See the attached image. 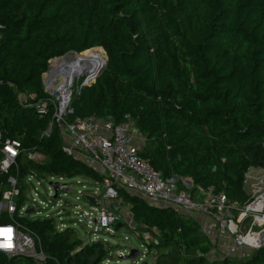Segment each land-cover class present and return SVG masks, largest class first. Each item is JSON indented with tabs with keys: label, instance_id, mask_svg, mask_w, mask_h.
<instances>
[{
	"label": "trees",
	"instance_id": "1",
	"mask_svg": "<svg viewBox=\"0 0 264 264\" xmlns=\"http://www.w3.org/2000/svg\"><path fill=\"white\" fill-rule=\"evenodd\" d=\"M0 26V128L4 139L23 144V173L104 181L64 153L57 126L42 137L53 108L40 119L32 106L48 98L43 76L51 60L82 53L105 59L103 51L105 69L74 96L67 120L131 119L152 144L141 156L165 179L188 178L233 205L248 203L246 176L264 170V0H0ZM31 151L46 162L28 160ZM118 200L154 238L147 245L154 264H210L214 244L194 219L125 189ZM26 225L40 236L45 264H105L109 256L101 243L84 245L71 227ZM26 262L34 264L0 253V264ZM211 264H264V247L245 260Z\"/></svg>",
	"mask_w": 264,
	"mask_h": 264
},
{
	"label": "built area",
	"instance_id": "2",
	"mask_svg": "<svg viewBox=\"0 0 264 264\" xmlns=\"http://www.w3.org/2000/svg\"><path fill=\"white\" fill-rule=\"evenodd\" d=\"M2 30L3 27L0 26V37ZM62 59L64 58L51 60L48 74L43 77L44 90L48 98L37 101L32 106L40 119L48 117L53 108L52 121L48 130L43 133V138L49 137L57 126L64 143V153L89 165L105 177L102 183L92 180L95 182V195L82 194L88 189L85 186L78 191L81 196H77V200L82 197L88 202L87 198L92 197L98 199L100 203V207L96 208L88 202L91 205L90 209L84 211L81 206H76L75 214L79 215L80 222L85 219L90 229L89 234L96 237L84 245L101 243L105 246L106 239L102 242L98 240L97 235H114L118 227L135 225L131 213L125 216L121 211L116 212L110 207L111 202L118 201V191L125 189L150 205L172 208L189 217L210 218L227 241L229 258L239 256L243 249L253 252L264 247V170H259V173L263 174L260 186L254 188L248 203L241 207L231 204L224 194L212 188L198 187L196 194V190L193 189L195 186L188 178L174 176L165 179L141 156L142 146L136 142L134 134L136 129L131 119L120 124H116L112 117L77 118L72 122L67 120L74 113L71 106L74 96H80L83 89L92 85L95 80L94 75L89 74L79 84L75 82V77L68 82L67 69L53 68L54 63ZM22 153L23 144L14 139H4L0 128V253L9 260L18 258L34 264H45L50 258L42 248L40 236L29 230L26 224L37 220H51L53 224L56 221L54 226L59 232L70 226L67 220L62 218L64 209H60L53 216L48 214L44 219L29 220L28 215L32 213L39 215L40 211L53 209V203L57 206L60 202L58 196L53 197L52 201H47L40 194L39 187L43 186L45 179L53 181L50 185L59 194L64 189L71 192L70 185L62 184L70 178L23 173L19 163ZM27 158L38 164L46 162L45 157L35 151L29 152ZM250 176L251 171L246 176V181ZM78 178L82 177L76 179ZM77 184H80L79 181ZM55 185H60V188ZM89 190L92 193L93 189ZM48 193L52 198L49 191ZM30 209L32 211H29ZM3 216L7 220L4 221ZM70 221L68 220L69 223ZM149 236L154 241L148 233H144L141 238L147 240ZM146 243L150 244L148 240ZM130 253L119 250L113 258L110 251L105 264H120ZM147 256L138 255L133 264H143Z\"/></svg>",
	"mask_w": 264,
	"mask_h": 264
},
{
	"label": "rangeland",
	"instance_id": "3",
	"mask_svg": "<svg viewBox=\"0 0 264 264\" xmlns=\"http://www.w3.org/2000/svg\"><path fill=\"white\" fill-rule=\"evenodd\" d=\"M95 50H99V49H95ZM93 51V50H90ZM102 54L104 55L105 59L107 61V57L105 55V53L103 51H101ZM84 53L80 54V55H68L66 57V59H70V57L72 58H77V56H83ZM99 59V58H97ZM103 59H99L102 62L103 65ZM105 61V62H106ZM100 66V65H98ZM90 71H94V69L90 70ZM48 72L45 74L47 75ZM90 72L88 69H85L84 71L81 72L80 76L76 75L75 77V82L76 83H80L82 82L87 75H89ZM44 77V76H43ZM44 81V79H43ZM95 82V81H94ZM136 131V132H135ZM134 131V134H136L137 138L136 142L137 143H145L144 146L146 147H150L152 146L151 142H147L145 140H143V136L140 135L139 132H137V129ZM143 147V145H142ZM261 177H263V174L259 173L258 169H251V176L250 178H248L247 182V186H245L247 192L252 193V191L254 190L255 187H259L260 186V180ZM79 181V185L77 184V182ZM53 182L50 179H45L43 182V186L39 187V192L40 194L46 198L47 201H52L53 197H57L60 199L59 204L56 206L55 203H53L54 208H47L44 209L42 211H40V214L37 215L36 213H32L28 215V219L29 220H37V219H44L48 214H52L50 216H53L54 214L56 215V213L60 210V209H64V213H63V220H67L66 222L68 223V225L72 228V230L76 233L77 237L79 239H81L82 243H89L91 242V240H95L96 237L94 235L89 234V227H88V222H86V220L84 219L83 222L81 223L79 220V215L75 214V209L76 206L79 205L81 206L82 211L84 210H89L91 205L88 204V202L86 201V199L80 197L79 200H77V196H81L78 194V191L81 190V188L83 186L88 187L87 190H84V192H82V194L86 193L87 196H91L95 195V182H93L91 179L82 177V178H71L69 180H66L64 182H62V184H66V185H70V190L71 192H68L67 189H64L63 191H61L59 194L54 190V188L50 185V183ZM56 182H58L56 180ZM250 185V187H249ZM89 189H93L92 193H90ZM189 190V189H188ZM48 191L50 192V195L52 198H50L48 196ZM92 198V197H91ZM88 199V198H87ZM96 199V198H94ZM98 200V199H97ZM90 203V202H89ZM109 203V202H108ZM111 203H116L118 204L120 207H122V210H120L125 216H127L130 213L129 210V206L128 204H123L120 200L115 201V202H111ZM91 204V203H90ZM42 207V206H41ZM39 209H36V212H38ZM68 220H71L69 223ZM55 221V220H54ZM56 222V221H55ZM54 222V224H55ZM76 222V223H75ZM74 223V224H73ZM209 234V233H208ZM144 233L141 232L140 226L138 225H132L130 226H122V227H118V229L116 230V233L114 235H109V234H99L98 236V240L104 242V239H106V244H105V249H108L111 251V255L113 256V258H115L117 252L120 251H126V253H130L132 250H136L138 251V255L140 256V254H145L148 255L147 258L144 260L143 263L148 262V264H154L155 263V253L156 251L153 249L152 251H150L149 247L147 246L148 244L146 243V241L148 240L151 243H153L154 241H152V238H148L143 239L141 237H143ZM210 239L212 241V243L214 244V250L212 251L211 255L208 257V261L209 263H213L215 261H221L226 259L227 256V252H228V247H227V243L225 242V240H221V237H219L218 234H209ZM128 238V239H126ZM148 250L150 251L149 254ZM241 252H245L244 255H239L237 257H233L234 259H239L240 260H245L248 259L249 256L252 254L251 250L249 249H243ZM137 255V256H138ZM115 262V260H114ZM232 262V261H231ZM120 264H133V262L123 259L121 260ZM142 264V263H141Z\"/></svg>",
	"mask_w": 264,
	"mask_h": 264
},
{
	"label": "bare ground",
	"instance_id": "4",
	"mask_svg": "<svg viewBox=\"0 0 264 264\" xmlns=\"http://www.w3.org/2000/svg\"><path fill=\"white\" fill-rule=\"evenodd\" d=\"M103 59V57L100 54H95V55H91L89 57H80L77 56V58H72L70 57V59H62L61 61H56L53 65L54 70L58 69V67L64 65L65 67H69L68 70V74H69V80L68 82H70L74 76H78V74H81L82 71H84L85 69H88L91 75L96 74L97 71H99L101 69L102 66H104L105 61L103 59V65L102 62L99 59ZM100 65V66H98ZM94 69V71H90Z\"/></svg>",
	"mask_w": 264,
	"mask_h": 264
},
{
	"label": "crops",
	"instance_id": "5",
	"mask_svg": "<svg viewBox=\"0 0 264 264\" xmlns=\"http://www.w3.org/2000/svg\"><path fill=\"white\" fill-rule=\"evenodd\" d=\"M136 132V131H135ZM137 132H139L138 130H137ZM140 133V132H139ZM141 135V134H140ZM142 136V135H141ZM135 137L137 138V136H136V134H135ZM138 139V138H137ZM143 140H145L146 141V139L145 138H143ZM140 146H142L143 145V147H144V145H145V143H138ZM245 186H247V183H245ZM249 187H250V185H249ZM193 189L194 190H196V194L198 193V187H193ZM200 189V188H199ZM193 190V191H194ZM245 190H246V188H245ZM246 192H247V190H246ZM248 194H249V192H247ZM129 206V205H128ZM121 210H122V207H121ZM129 210H131V207L129 206ZM192 219H194L199 225H200V227L202 228V230H203V232L204 233H206L208 236H209V234H218L219 235V237H221V240H225V238H223V236L219 233V231H218V229H217V225H216V223L213 221V220H211L210 218H208V217H204V216H197V217H191ZM209 233V234H208ZM210 237V236H209ZM225 242H227L226 240H225ZM245 253V252H244ZM244 253L243 252H241L240 254L241 255H244Z\"/></svg>",
	"mask_w": 264,
	"mask_h": 264
},
{
	"label": "water",
	"instance_id": "6",
	"mask_svg": "<svg viewBox=\"0 0 264 264\" xmlns=\"http://www.w3.org/2000/svg\"><path fill=\"white\" fill-rule=\"evenodd\" d=\"M65 58V57H64ZM61 59V58H60ZM106 64H107V61L105 62L104 66L101 67V69L99 71L96 72V74H94V80L96 81V79L102 74L103 70L105 69L106 67ZM63 68V69H69V67H65L64 65L60 66V69ZM81 74H78V76H80ZM55 187H58L60 188V185H55ZM58 190V189H57ZM94 207L98 208L100 207V203L97 199H94V198H89L87 199ZM110 207L116 211V212H120L121 210V207L116 204V203H111L110 204ZM29 211H32V209H30ZM263 242H264V238H263ZM138 255V251L136 250H132L130 255L126 256L125 259L126 260H129L131 262H133L136 257ZM143 264H148V262H145Z\"/></svg>",
	"mask_w": 264,
	"mask_h": 264
}]
</instances>
